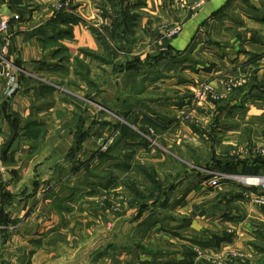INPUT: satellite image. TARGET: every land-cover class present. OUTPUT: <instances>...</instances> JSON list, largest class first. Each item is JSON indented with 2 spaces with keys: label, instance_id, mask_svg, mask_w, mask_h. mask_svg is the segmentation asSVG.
Returning <instances> with one entry per match:
<instances>
[{
  "label": "crops",
  "instance_id": "obj_1",
  "mask_svg": "<svg viewBox=\"0 0 264 264\" xmlns=\"http://www.w3.org/2000/svg\"><path fill=\"white\" fill-rule=\"evenodd\" d=\"M54 1L0 0V264H188L185 252L146 250L169 239L162 224L178 248L259 261L264 211L242 198L259 191L206 184L228 160L239 163L229 175L264 177L253 163L264 148V0H68L59 20ZM175 24L181 32L164 38ZM5 63L19 85L9 98ZM230 80L243 84L225 101L192 100L199 84L222 92ZM78 120L85 138L74 151ZM122 166L142 190L166 182L161 207L139 210L127 173L111 172ZM153 210L181 220L152 221ZM124 222L139 230L128 244Z\"/></svg>",
  "mask_w": 264,
  "mask_h": 264
},
{
  "label": "built area",
  "instance_id": "obj_2",
  "mask_svg": "<svg viewBox=\"0 0 264 264\" xmlns=\"http://www.w3.org/2000/svg\"><path fill=\"white\" fill-rule=\"evenodd\" d=\"M69 8L68 0H55L52 5V10L54 14L64 12ZM6 22H0V31L5 32ZM181 32V25L175 24L172 27L166 29L164 33V38H174ZM4 65V70L2 71V76L4 78L3 84V95L5 97H11L18 90V82L14 73V70L10 68L7 63ZM243 84V80L229 81L225 84L224 90L222 92H217L209 83L199 84L192 92V100L195 104H200L203 102H222L225 101L229 96H231L236 89H238ZM183 120L189 125L196 126L198 124L197 120L192 117L190 113L185 114ZM154 145V141L149 138L145 139ZM255 154L264 156V148L255 149L253 151ZM245 180V182H241ZM235 181L240 182V185L245 189H257L259 193L244 192L242 198L254 206L264 207V177L260 176H236L229 175L225 173L215 172L212 173V178L208 180L207 187L211 189H216L221 186V184ZM240 257L236 252L231 253V258L237 259ZM234 259V260H235Z\"/></svg>",
  "mask_w": 264,
  "mask_h": 264
},
{
  "label": "rangeland",
  "instance_id": "obj_3",
  "mask_svg": "<svg viewBox=\"0 0 264 264\" xmlns=\"http://www.w3.org/2000/svg\"><path fill=\"white\" fill-rule=\"evenodd\" d=\"M147 135L150 136V133L149 132H146V133L143 132V133H141V139L143 141H146L145 139H146V137H148ZM150 138H152V137L150 136ZM255 156H260V155L255 154ZM262 157H264V156H262ZM143 167L145 168V166H143ZM111 172H116V174H125V173H127L124 176L125 177H128V179L126 181H123V187L125 186L124 189L125 190L127 189L129 191L128 193H130V190L128 189L127 185L130 186L131 184H134V181H132L131 178L129 177V174H128L129 173V170H128V168H126L125 166H122V168L117 169L116 171H111ZM162 180L164 181V179H162ZM233 182L237 184V182H235V181H233ZM158 183H160L159 186H163L166 182H162L161 180H159ZM109 184L110 183L107 182V183L104 184V186H108ZM238 184H240V182H238ZM239 186H241V185H239ZM150 188H152V187H150ZM134 191L137 192V193L139 192V194L142 193V194L146 195L147 197H149V199L147 201H145L147 203L151 200V198H154L155 199L157 197V194H154V196H151L150 195L151 196L150 197L149 194H148L149 192L148 193L147 192L145 193V191H143L142 188L140 186H137V185H136V189ZM162 191L163 190H159V194ZM124 193H126V192L124 191ZM122 195L123 196H121V199H118V201L120 203H125L126 205H128V203L130 201L129 198H128L129 195H127V194H126V196L124 194H122ZM160 198L161 197L158 196V201L160 200ZM111 203H112L111 204L112 209L110 210L111 211L110 214L114 215V214L118 213L119 207H118V205H116L117 208H114L115 202L112 201ZM259 208H264V207H259ZM116 209H117V211H115ZM152 212L154 213V215H156V217H153L152 221H154L156 219H158V220L163 219L164 220V218L167 219L168 221L169 220H175L177 218L180 219V217H179L178 214H175V215L172 214V213L171 214H168L167 211H163L164 212V215H162V216L159 213L154 212V210ZM183 219L184 220L182 222H187V218H183ZM169 222H172V221H169ZM167 228H169V229H167ZM166 229L169 232V239H170V241H168L169 240L168 239V240H163L162 242L161 241H157V242H154V243H150L149 245H145L146 250H148L150 252V254H152L154 256H162V257H165L166 256V257H168V255L171 254V253H173L174 250H176L177 252L178 251L185 252L186 253L185 254L186 255V258L188 260L187 261L188 264H191L193 262L192 259H194V258H196L197 260H199V262L201 264H242V262L245 261L244 260L245 259L244 255L241 254V253H238V252H236V253L239 254L240 257H238L237 259L234 258L235 260L233 258H231V253L233 251L230 250V251L227 252L228 249L227 250L226 249H223V252H221V253H214V252H212L210 250L208 252L207 251H204V249H201L199 246H195V245H192V244H186V247L185 248H182V247L179 246L180 250H178L179 249L178 248V241H182V240L180 239V237L179 238L177 237V230L174 229V228L172 229V228L167 227L166 225H163L162 224L161 225V230H163L162 233H164L165 231H167ZM123 231H124V236L121 237V240H120V242H121L122 239H123V242H124L123 244L130 243L131 238L129 237V234L130 235H133V236L135 235L136 237L139 235V230H137V229H131L130 231L127 230V226H126L125 222L123 223ZM126 232H128L127 233V237L125 235ZM165 233L166 234H165V237L164 238L167 239V237H166L167 232H165ZM176 239H178V241H176ZM127 246L129 247L130 245H127ZM190 251L192 252V254L195 255V257L192 258V259H190V258L187 257V252H190Z\"/></svg>",
  "mask_w": 264,
  "mask_h": 264
},
{
  "label": "trees",
  "instance_id": "obj_4",
  "mask_svg": "<svg viewBox=\"0 0 264 264\" xmlns=\"http://www.w3.org/2000/svg\"><path fill=\"white\" fill-rule=\"evenodd\" d=\"M64 12H60V13H58L57 14V18H56V20L58 19L59 20V18H62V17H64ZM125 15V14H124ZM122 21H123V23H124V26L125 27H127L126 25H127V20L125 19V17H123V19H122ZM129 27V26H128ZM164 57L165 56H163V54H160V55H158V56H156V57H153L152 58V60H154V61H158V60H161V59H164ZM96 58V57H95ZM80 66V71L78 70V74L80 75V77H83V74H82V68L81 67H83V64L81 63V62H78V67ZM133 68H135V66H131V65H126V70H131V69H133ZM43 88H44V86H43ZM45 89H48L47 87H45ZM81 122L82 121H80V120H78V122L76 123V133H75V140H74V151L75 150H77V149H79V147H80V145H81V143H82V141L84 140V138H85V134H82L81 133V131H80V125H81ZM122 132H123V134H127V135H131V131L128 129V128H124L123 130H122ZM145 142H147V141H145ZM107 153H108V151L106 152V153H104V154H97L98 155V158H100V159H103V157L104 156H106L107 155ZM223 161L224 160H226L225 158H223L222 159ZM227 164L224 166V167H221V171H225L226 172V174L227 173H234V168L232 167L233 165L234 166H237V165H239V163H237V164H233V162H231L230 160H228L227 162H226ZM253 163L255 164V166L257 167V168H264V157H262V156H256V158L253 160ZM242 164V166L245 168V163L244 162H242L241 163ZM126 168H127V166H125ZM141 173H143L146 177H148L147 176V170L146 169H144L143 167H139V169H138ZM149 179H151L150 177H148ZM152 181V182H151ZM150 182H151V184H152V188H149V189H146V190H143V191H145V193L147 192H149L148 194H149V196L151 195V196H154V194H157V197L154 199V198H151V200L149 201V202H151V205L153 206V207H155V206H159V207H161V202H159L158 201V194H159V190H160V188H161V186H159V184L160 183H156V181L155 180H151ZM172 185H170V188H172L171 187ZM127 187H128V189L130 190V192H132L133 193V195H134V202H135V204H139V210L140 211H142L143 209H145L146 208V205H147V202H145V201H147L148 199H149V197H147L146 195H144V194H142V193H140L139 194V192L137 193V192H135L134 190L136 189V185L135 184H131L130 186H128L127 185ZM245 191V190H244ZM162 193V192H161ZM160 193V194H161ZM150 196V197H151ZM3 197H4V195L2 196V199H3ZM263 211H264V208H263ZM184 222H182V225H184L183 224ZM186 224V223H185ZM185 226V225H184ZM253 247H254V249L257 251V252H259V253H261L263 256H262V258L259 260V261H257L255 264H264V246H260V245H253ZM187 257L188 258H190V259H192V258H194L195 257V255L194 254H192V252L190 251V252H187ZM193 260V259H192ZM242 264H250L248 261H243L242 262Z\"/></svg>",
  "mask_w": 264,
  "mask_h": 264
},
{
  "label": "bare ground",
  "instance_id": "obj_5",
  "mask_svg": "<svg viewBox=\"0 0 264 264\" xmlns=\"http://www.w3.org/2000/svg\"><path fill=\"white\" fill-rule=\"evenodd\" d=\"M241 182H245V180L241 181Z\"/></svg>",
  "mask_w": 264,
  "mask_h": 264
}]
</instances>
